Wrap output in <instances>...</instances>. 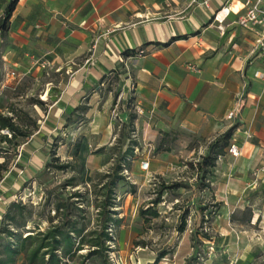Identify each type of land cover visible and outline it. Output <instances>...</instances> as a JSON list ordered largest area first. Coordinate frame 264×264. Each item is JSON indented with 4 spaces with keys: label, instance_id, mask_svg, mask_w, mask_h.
I'll return each instance as SVG.
<instances>
[{
    "label": "rangeland",
    "instance_id": "obj_1",
    "mask_svg": "<svg viewBox=\"0 0 264 264\" xmlns=\"http://www.w3.org/2000/svg\"><path fill=\"white\" fill-rule=\"evenodd\" d=\"M5 46L0 35V113L15 116L18 135L11 142L0 139V163L7 167L0 182V227L7 224L2 218L15 203L11 216L22 226L9 227L16 235L34 233L37 227L46 230L65 218L83 230L87 244L88 233L97 228L103 186L114 183L111 202L118 222L109 229L111 264H144L140 253L154 262L159 256L157 264H236L245 256L246 248L239 244L242 239L255 243L251 264H264V232H259L263 225L256 216V226H250L255 215L264 221V181L258 180L232 215L226 209L218 211L222 194L214 183L220 176L217 164L200 166L215 139L206 141L188 130H171L162 132L151 146L149 136L138 128L147 119V108L138 101L132 84L126 90L115 73L106 78L94 104L97 120L93 124L86 118L88 106L82 104L67 121L68 133L62 128L58 134L38 136L27 146L45 121L62 77L55 71L38 78L19 73L2 57ZM13 71L15 77L10 74ZM49 88V101L43 100ZM107 133V144L97 148ZM0 135L12 137L8 130ZM143 160L150 162L148 171L140 169ZM58 204L64 208L57 216ZM222 214L236 225L234 232L229 229V236L222 230L227 221ZM7 241L15 239L0 234V251ZM89 251L84 245L66 264H106L103 257L89 256ZM16 264H26L24 254Z\"/></svg>",
    "mask_w": 264,
    "mask_h": 264
},
{
    "label": "crops",
    "instance_id": "obj_2",
    "mask_svg": "<svg viewBox=\"0 0 264 264\" xmlns=\"http://www.w3.org/2000/svg\"><path fill=\"white\" fill-rule=\"evenodd\" d=\"M191 1L18 0L6 30H0L6 40L2 57L19 73L38 78L55 71L62 77L45 121L27 146L62 128L68 133L67 121L82 104L93 124L105 80L117 73L147 108V119L138 128L151 146L162 132L188 130L211 141L236 127L229 145L236 143L241 155L234 158L226 149L217 161L220 176L214 183L222 194L220 212L226 209L230 216L241 209L258 180L264 181V82L255 78L264 72V58L253 50L259 31L234 23L244 14L246 0H207L208 8L191 7ZM227 2L234 13L221 25L222 34L212 17ZM8 3L0 0V14ZM128 51L134 54L124 55ZM51 92L49 88L48 97ZM239 100L243 107L229 120ZM108 138L107 133L97 148ZM256 216L263 225L259 232H264L260 215L251 218L250 226H256ZM221 217L227 219L222 230L229 236L236 225ZM239 244L246 248L245 256L236 264H251L255 243L242 239ZM140 254L144 264L154 263Z\"/></svg>",
    "mask_w": 264,
    "mask_h": 264
},
{
    "label": "trees",
    "instance_id": "obj_3",
    "mask_svg": "<svg viewBox=\"0 0 264 264\" xmlns=\"http://www.w3.org/2000/svg\"><path fill=\"white\" fill-rule=\"evenodd\" d=\"M18 0H11L5 8L4 18L0 23V30L5 31L7 22L15 9ZM134 54L133 51L125 52L124 55ZM40 106H43L42 102H38ZM79 107L73 112H77ZM13 113V110H10ZM72 114V115H73ZM71 115V116H72ZM68 122L70 121V118ZM13 116H5L0 113V131L8 130L12 133V137L8 139L6 135L0 139L3 142H11L12 138H16L18 135V127L14 121ZM69 124V123H68ZM236 127L231 128L229 131L217 137L214 143H211L210 153L203 158L201 168L203 166H214L221 156L226 152L229 147L231 137ZM40 128L38 129V131ZM29 133L28 135H32ZM26 136V135H22ZM35 135H32V137ZM128 151H126L127 153ZM7 171L5 162L0 163V182L3 180V173ZM103 199L99 204L98 212V224L97 228L90 231L87 235V244L84 243L85 236L82 235L83 230L77 227V223L71 219H65L64 221L51 224L46 230L35 228L34 233L16 235L10 230V225H16L20 227L15 216H11V209L15 206L12 203L8 207V211L4 214L2 221L6 222L0 227V234L5 235L10 240L15 239V242L7 241L0 251V264H16L17 258L20 254H24L26 264H66L65 260H68L76 252L82 250L84 245L89 246V256H100L106 261V264H111L107 251L109 247L107 243L112 241V237L109 234L110 225L117 224L118 220L113 219L116 214L112 210V195L114 194V183H106L104 186ZM25 207L21 206L23 210ZM64 207L62 205H56L55 215H59V212ZM220 209V206H219ZM219 211V210H218ZM2 222V223H3ZM49 222H52L49 220ZM1 247V245H0ZM159 256L152 264H157Z\"/></svg>",
    "mask_w": 264,
    "mask_h": 264
},
{
    "label": "built area",
    "instance_id": "obj_4",
    "mask_svg": "<svg viewBox=\"0 0 264 264\" xmlns=\"http://www.w3.org/2000/svg\"><path fill=\"white\" fill-rule=\"evenodd\" d=\"M190 6H203L208 8L207 0H192ZM244 14L240 15L235 24L239 25L241 28L254 31L258 30L257 39L255 40L254 53L259 54L264 58V0H246L243 3ZM231 13H234L232 9V3L227 2L221 9L217 10L213 17L212 22H217L219 24L218 30L223 34L225 32L224 28L221 26ZM239 11L236 13L238 14ZM144 52L142 50L138 51V54L141 55ZM89 62V61H87ZM11 76L15 77L16 73L13 71L10 73ZM255 78L261 79L264 82V72H256ZM243 107V101L239 100L237 102L236 108L228 114V119L232 120L236 115L241 111ZM229 154L238 158L241 155V150L236 143H232L228 148ZM150 168L149 160H143L140 163V169L142 171H148Z\"/></svg>",
    "mask_w": 264,
    "mask_h": 264
},
{
    "label": "bare ground",
    "instance_id": "obj_5",
    "mask_svg": "<svg viewBox=\"0 0 264 264\" xmlns=\"http://www.w3.org/2000/svg\"><path fill=\"white\" fill-rule=\"evenodd\" d=\"M43 100H48V93L43 97Z\"/></svg>",
    "mask_w": 264,
    "mask_h": 264
}]
</instances>
